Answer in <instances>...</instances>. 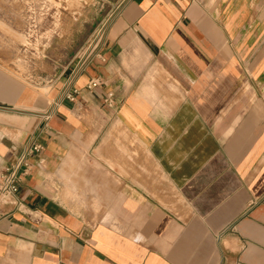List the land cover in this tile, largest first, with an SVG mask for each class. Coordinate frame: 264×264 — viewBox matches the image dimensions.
I'll use <instances>...</instances> for the list:
<instances>
[{"label":"crops","instance_id":"1","mask_svg":"<svg viewBox=\"0 0 264 264\" xmlns=\"http://www.w3.org/2000/svg\"><path fill=\"white\" fill-rule=\"evenodd\" d=\"M91 49L47 96L0 65V172L42 147L0 264H264V0H125Z\"/></svg>","mask_w":264,"mask_h":264},{"label":"rangeland","instance_id":"2","mask_svg":"<svg viewBox=\"0 0 264 264\" xmlns=\"http://www.w3.org/2000/svg\"><path fill=\"white\" fill-rule=\"evenodd\" d=\"M124 2L0 0L2 70L47 96L57 72L91 48Z\"/></svg>","mask_w":264,"mask_h":264},{"label":"built area","instance_id":"3","mask_svg":"<svg viewBox=\"0 0 264 264\" xmlns=\"http://www.w3.org/2000/svg\"><path fill=\"white\" fill-rule=\"evenodd\" d=\"M89 46L83 51L82 57H85L86 55H88L87 53H91L93 51L91 48L89 49ZM96 85H97V81L95 80H91L88 83L89 88H92ZM73 93L74 91H72L67 95V98L69 100L73 99ZM108 96H111V94H108ZM105 101L109 103L108 98ZM42 116L46 119L48 117V113H43ZM41 148L42 147L40 143L36 141H32L18 153L15 160L10 164V166L5 171L0 172V202H2L3 204H10L13 206H17L18 201L15 198V194L18 190L20 181L22 177L30 173L31 170L30 159Z\"/></svg>","mask_w":264,"mask_h":264}]
</instances>
